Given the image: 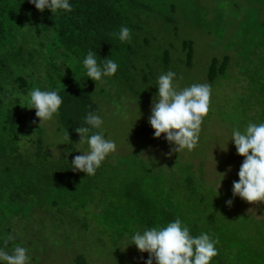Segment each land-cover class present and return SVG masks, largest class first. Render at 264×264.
<instances>
[{"label": "trees", "instance_id": "16d2710c", "mask_svg": "<svg viewBox=\"0 0 264 264\" xmlns=\"http://www.w3.org/2000/svg\"><path fill=\"white\" fill-rule=\"evenodd\" d=\"M217 1V21L207 22L206 4L199 0H70L72 10L59 13H41L28 0H0V248L16 247L18 225L30 218L52 223L53 234L71 240L90 230L84 227L88 221L100 240L112 234L119 251L134 231L179 218L193 236L206 232L217 242L211 264H264V219L241 212L237 204L246 201L233 196L232 186L217 188L190 161L170 155L131 159L123 153L117 159L109 154L91 176L69 168L81 154L76 149L85 147L74 129L85 126L89 111L101 115L96 96L106 102L113 95L143 99L155 95L159 73L171 70L178 78L187 69L188 74L196 51L187 34L176 52L172 39L179 23L201 22L199 28L224 45L205 70L211 90L231 81L232 66L246 76L237 102L226 113L218 111L217 118L241 131L249 122H264V0L229 1L227 14L223 0ZM224 21L236 23L237 34H226L230 26ZM121 26L129 27L130 41L118 39ZM90 49L98 61L119 65L106 82L82 78ZM37 87L57 90L63 98L53 133L61 143L68 129L72 144L61 143L62 152L49 151L57 141L49 140L53 135L39 124L35 109L24 106ZM251 109L255 113L249 116ZM70 224L80 230L67 229ZM74 264L90 263L78 252Z\"/></svg>", "mask_w": 264, "mask_h": 264}, {"label": "rangeland", "instance_id": "374dc122", "mask_svg": "<svg viewBox=\"0 0 264 264\" xmlns=\"http://www.w3.org/2000/svg\"><path fill=\"white\" fill-rule=\"evenodd\" d=\"M199 1L203 5L206 4L203 6L207 19L205 21H215L217 19L218 1ZM229 1L232 2V0H223V11L226 14L230 9ZM233 1L243 2V0ZM244 1L245 3L248 2V0ZM261 13L264 16V10ZM237 21L239 22L240 20ZM224 22L228 27L230 26L226 29V34L230 36L237 34L239 26L236 23L230 25V21ZM199 26H201V22H199V25L195 24L192 27H186L179 23L178 37L172 39L176 52L180 53L179 45L182 37L188 34L196 51V57L192 67L188 70V74H185L187 69H184L181 77L174 80V84L178 89H183L192 84H206L205 70L209 60L212 55L218 56L217 54H220L219 52L224 49L223 44H217L218 41L215 34L205 29H200ZM230 75L232 85H230L231 81H229L227 84L215 86L211 90L209 111H211L212 115L208 114L204 118L199 132V141L191 151L185 149L177 153L172 152L171 149L174 145L169 144L164 139L163 133L159 138L153 137L154 129L151 128L148 118L151 114L152 101L156 99L155 95H145L143 99H139L136 96L118 99L114 98L116 96L113 95L107 99V102L96 96L94 101L103 119L101 130H103L105 138L114 140L117 145L116 151L110 154L116 159L117 156L123 153H126L125 157H130L131 159H148L152 155H161L163 158L165 155H170L176 160L192 162L195 168L198 166L202 167L205 171V178L216 187L218 184V187H223L226 184L232 186L233 181L238 180L237 173L244 157L236 153L235 146L231 140L227 141L232 132L230 125L222 122L216 115H218V111L226 113L233 107L232 104L238 100V94L243 92L239 86L244 87L247 84V79L243 73L238 71L236 66L230 68ZM234 92H237V94H234ZM254 113L255 109L247 112L249 116ZM41 125L45 127L46 132L52 133V138L48 135L49 140L57 141L56 144L49 147V151L54 154L62 152L63 148L58 144L61 140L58 141V136L53 133V118L49 121H42ZM225 144L226 150L222 149ZM237 205L245 215L256 220L264 219V202L249 203L246 201L241 204L238 202ZM48 220L50 221L51 218L48 217ZM51 224L41 222L39 218L34 220L30 218L28 222L18 225L17 229L21 230V236L16 246H22L28 250V264H74V258L78 252H84L90 264H144V261L148 259L147 252L141 253L136 247L126 245L128 242L126 240L122 241L123 244L120 251L117 250L115 241L110 233L104 234L107 237L100 240L96 230L93 228L96 225L92 224L90 226L88 221L84 227L90 230L84 231V233L79 231V237L73 236V240L59 233L53 234V226ZM63 225L59 224V227L63 228ZM71 226L75 225L70 224L67 229L80 230L78 227L70 228ZM12 249L13 247L5 252L11 254ZM153 264H155V260H153Z\"/></svg>", "mask_w": 264, "mask_h": 264}, {"label": "clouds", "instance_id": "9594fccd", "mask_svg": "<svg viewBox=\"0 0 264 264\" xmlns=\"http://www.w3.org/2000/svg\"><path fill=\"white\" fill-rule=\"evenodd\" d=\"M28 3L41 13L45 9L51 13L72 10L70 0H28ZM116 35L121 42L131 40L127 26H121ZM97 56V52L91 49L87 52L82 61V78H89L95 83L106 82V77L117 73L119 65L108 58L98 61ZM175 78L176 73L171 70L157 78L156 99L152 101L148 122L154 129L153 137L159 138L163 133L164 139L174 145L171 151L177 153L196 147L201 124L209 111L211 87L208 84H192L178 89L174 84ZM62 103L63 98L57 90H41L37 87L28 93L24 106L35 109L40 124L58 114ZM84 125L76 127L74 131L79 134L78 143L85 147L76 149L81 154L73 157L69 168L91 176L105 158L116 151L117 145L114 140L105 138L102 131H94L103 125L100 115L89 111L84 117ZM63 136L61 143L72 144L68 129ZM229 140L234 144L236 153L244 157L237 173L238 180L232 184L233 196H239L249 203L264 202V122H249L242 131L233 128ZM222 149L226 150V144ZM226 203L230 205L232 201ZM216 243L206 232L193 236L189 227L177 218L162 227L134 231L126 245H134L139 252L148 253L144 264H153V260L155 264H211L212 258L218 254ZM28 261V250L22 246L14 247L11 254L0 248V264H28Z\"/></svg>", "mask_w": 264, "mask_h": 264}]
</instances>
